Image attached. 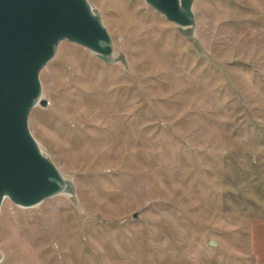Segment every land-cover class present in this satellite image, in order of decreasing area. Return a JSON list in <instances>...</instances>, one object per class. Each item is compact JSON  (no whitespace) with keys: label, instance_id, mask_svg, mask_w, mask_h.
<instances>
[{"label":"rangeland","instance_id":"obj_1","mask_svg":"<svg viewBox=\"0 0 264 264\" xmlns=\"http://www.w3.org/2000/svg\"><path fill=\"white\" fill-rule=\"evenodd\" d=\"M89 2L115 61L61 41L29 117L75 193L6 198L0 264H264V0H194L190 35Z\"/></svg>","mask_w":264,"mask_h":264},{"label":"water","instance_id":"obj_2","mask_svg":"<svg viewBox=\"0 0 264 264\" xmlns=\"http://www.w3.org/2000/svg\"><path fill=\"white\" fill-rule=\"evenodd\" d=\"M146 2L191 34L194 0ZM63 40L115 61L113 39L89 0H0V209L5 198L30 208L75 193L29 126L32 109L46 104L40 73Z\"/></svg>","mask_w":264,"mask_h":264},{"label":"bare ground","instance_id":"obj_3","mask_svg":"<svg viewBox=\"0 0 264 264\" xmlns=\"http://www.w3.org/2000/svg\"><path fill=\"white\" fill-rule=\"evenodd\" d=\"M65 194L69 195L68 193H65ZM5 200H6V198H5Z\"/></svg>","mask_w":264,"mask_h":264}]
</instances>
